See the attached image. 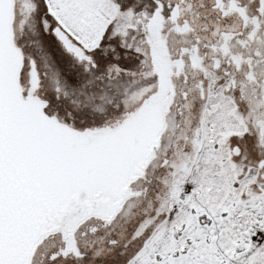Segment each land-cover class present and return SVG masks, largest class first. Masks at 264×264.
Wrapping results in <instances>:
<instances>
[{
    "label": "snow or ice",
    "instance_id": "snow-or-ice-1",
    "mask_svg": "<svg viewBox=\"0 0 264 264\" xmlns=\"http://www.w3.org/2000/svg\"><path fill=\"white\" fill-rule=\"evenodd\" d=\"M0 264H264V0H0Z\"/></svg>",
    "mask_w": 264,
    "mask_h": 264
}]
</instances>
